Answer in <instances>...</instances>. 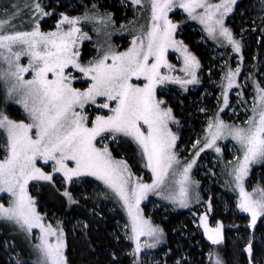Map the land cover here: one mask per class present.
I'll return each instance as SVG.
<instances>
[{"label":"snow or ice","instance_id":"6c2138e0","mask_svg":"<svg viewBox=\"0 0 264 264\" xmlns=\"http://www.w3.org/2000/svg\"><path fill=\"white\" fill-rule=\"evenodd\" d=\"M142 2L131 0L134 5ZM236 2L179 0V8L191 18L199 19L213 39L222 36L236 52H240V41L234 39L232 31L225 26V16L232 12ZM176 6V0H150L151 22L147 26L140 25V34L133 36L131 45L118 51L113 45L106 44L104 50L87 63L81 61L77 44L90 37L78 25L81 21L96 20L104 25L114 23L112 13L100 15L87 8L80 16L60 13L56 29L48 32L41 30L40 17L53 13L47 10L49 6L42 5L41 0L25 4L30 13L29 30H21L22 23H17L24 15L19 4L5 8L0 16V80L6 89L3 102L15 101L22 105L26 114V119L17 120L0 112V130L5 133L0 141L4 150L0 158V193L9 197L7 204L0 202V219L13 222L27 234L34 228L40 230L39 242L34 245L38 251L36 264L68 262L64 254V230L59 222L57 227L45 224L35 198L29 194L30 181L54 182L56 173H61L68 184L73 183L74 178L79 182V178L85 176L103 181L127 211L129 223L124 227L129 230L126 233L128 239L135 241L132 254L137 258L143 254L142 249L155 248L163 238V229L142 213L140 204L147 194L155 192L183 207L188 206L189 185L198 183L190 176L196 160L193 158L180 164L175 151L178 137L170 127L173 123L179 125V121L168 102L157 95V86L169 81L182 86L199 82L196 70L200 62L182 41L175 38L177 24L168 16ZM197 9L203 11L197 12ZM177 47L184 52L183 72L190 79L161 72L162 67L173 68L166 54L169 48ZM25 56L27 64L21 63V57ZM70 66L87 78V87L73 86L77 77L72 75ZM239 72V67L235 70L229 67L225 72L227 83L223 85V102L226 106L227 90L237 85ZM134 77L137 80L143 77V82L134 83ZM92 105L107 110V114L92 117L87 111ZM251 111L245 126L229 124L217 114L208 124L203 147L195 156L205 148L215 147L217 153L221 152L216 146L221 137H231L239 144L242 155L236 157L237 162L232 168L239 188L237 206L250 213V224L254 227L257 218L264 216V189L260 190L259 198H253L245 190L243 181L253 162L264 161V87L259 84ZM106 140L135 143L146 160L145 167L151 169V183L139 178L133 181L127 161L116 159L110 144L104 143ZM39 161H44V166H40ZM49 161L52 169L46 171ZM170 177L175 178L178 191L169 184ZM63 195L69 203H76L67 188ZM208 208L211 210V203ZM201 223L213 244L218 245L225 239L222 222L210 227L205 213ZM246 247L251 258V240ZM134 264H144V261L137 259ZM215 264H223L219 254Z\"/></svg>","mask_w":264,"mask_h":264},{"label":"rangeland","instance_id":"374dc122","mask_svg":"<svg viewBox=\"0 0 264 264\" xmlns=\"http://www.w3.org/2000/svg\"><path fill=\"white\" fill-rule=\"evenodd\" d=\"M107 1L109 4L116 2L117 9L123 14L119 19L116 12L103 8L99 0H41L42 5L49 6L47 10L53 13L49 16L40 17L41 30L44 32L54 31L56 22L60 19V13H65L69 16H80L84 14L86 8L90 12L100 15L106 12L112 13L114 23L107 25L102 24L99 20L80 22L78 26L81 27L83 32L88 34L90 39L79 41L77 49L80 51L81 61L84 63L96 57L98 52H102L104 50L103 46L106 44L113 45L118 51H124L131 45L133 36L140 34V25L147 26L150 24V0H143L140 5L132 4L131 0ZM30 2L31 0H0V16L3 15L5 8L11 9L13 5L19 4L20 10L24 15L22 21L18 19L17 23H22L21 30H29L31 27L29 22L30 13L25 4ZM208 2L219 3L220 0H208ZM176 3L177 6L168 13L169 19L177 24L175 38L178 41H182L187 46L188 51L196 56L200 62V57L182 36L186 28L195 33L197 35L195 43L202 45L208 54L206 67L201 71L200 62V67L196 70L199 82L182 86L169 81L164 85L157 86V95L168 102V106L172 107L173 114L179 121V125L175 123L170 125L178 137L175 151L181 165L185 161L195 158L196 163L190 171V176L192 181L198 183L189 185L187 207H183L173 200L166 199L164 196H158L155 192H149L147 197L141 201L140 207L144 217L163 229V238L155 248L142 249V260L144 264H176L177 261L180 264H184V261L186 264H192V259L187 257L186 251H183L182 238L185 241L184 243L190 246L189 248H198V252L204 249V245L200 244L199 246L198 243L192 242L191 235L183 225L184 220L187 219L199 234V237L206 241L205 244H207L211 254L214 247H224L230 239L237 252L242 250L244 254L248 255L249 258L246 264H251L252 262L264 264V217H258L256 225L253 227L250 224V213L243 212L237 206L240 199L239 188L236 187L232 168L237 162L236 157L242 155L239 151V144L231 137H221L216 141V146L221 148V152L217 153L215 147L205 148L199 153V156H195V153L203 147L205 136L208 132V124L217 114L225 122L241 126H245V121L252 115L251 109L256 96V86L259 84L264 87V51L260 53L258 58L256 48L259 43V37L255 34V30L264 19V0H237L236 4L233 5L232 12L225 16V26L234 34V29L238 31L239 36L236 34L234 36L240 41L244 50L245 42L256 43L249 59H246L245 54L236 52L226 38L218 36L213 39L199 19L191 18L187 12L179 8V0H176ZM242 3H244L245 7H242V10L239 11ZM93 4L97 5V7L93 8ZM201 11L203 10L197 9V12ZM233 21L234 28L231 26ZM248 22H251V26L247 25ZM65 27L68 26L65 25ZM166 56L173 68L170 70L167 67H162V73L190 79L183 72L184 52L182 48H169ZM236 56H239V58H236ZM21 63L27 64L28 58L26 56L21 57ZM229 67L233 70L239 67L240 72L236 78L237 85L227 90L228 105L226 106L223 102V92L225 90L223 85L227 83L224 80V76ZM70 70L72 75L77 77L76 80H73V86L78 88L87 87V78L82 73H79L77 69H71V66ZM25 77L30 78V75L25 74ZM133 82H143V77L139 80L134 77ZM5 92L4 82L0 80V112H4L11 119H26L22 105L13 100H9L7 103L3 102ZM87 111L92 117L96 114H107V110L98 109L96 105L88 106ZM4 137L5 133L0 130V141H3ZM197 141H200V143L197 144ZM104 143L110 144L113 156L116 159L127 161L133 173V181L139 178L145 183H151L153 179L151 169L145 167L146 160L142 158L140 150L135 143H112L110 140H106ZM3 154L4 150L0 147V158L3 157ZM39 165L44 166V161H39ZM51 169L52 162L49 161L45 170L51 171ZM254 171L256 176L251 178ZM54 176V182L30 181L28 191L35 198L37 210L44 216L45 224L57 227V222H59V226L63 228L66 259L68 242L65 225L67 224L68 229L74 235L79 236L86 232L88 224L82 219H68L66 223L55 214L50 216L41 209L42 203L58 209L64 206L67 210L77 211H84L85 208L80 206H87L90 212L104 218L109 224L117 225L119 232L115 233L116 235L112 232V236L116 240H120V237L123 238L126 243L123 244L121 249L133 263L136 258L132 254L135 241L128 239L126 233L129 230L124 227L125 224L129 223V218L122 201L119 200L113 191L96 177L85 176L79 178V182H76V178H74V182L68 184L63 180L61 173H56ZM174 180L175 178L170 177L169 184L178 191ZM202 181L205 183L204 188L202 187ZM243 183L245 190L253 198L260 197V190L264 189V161H256L251 164L249 174L244 178ZM65 188L72 192L76 203L68 202L63 195ZM167 190L166 186L165 191L167 192ZM205 195L207 200H205ZM0 196L3 197L0 202L7 204L9 197L3 193H0ZM209 203L212 205L211 210L208 208ZM211 212L215 213L214 218L211 217ZM205 213H207L210 227H215L218 221L224 225L225 239L218 245L213 244L205 234L201 223V216ZM183 214L187 215L184 216ZM173 216L185 217L178 220V223L171 227V234L175 239L173 242L174 248L169 241V238L171 239L172 237H168L163 225ZM239 216H243V218H239ZM218 217L222 218V220H218ZM238 219H240L239 225L228 226L225 224V222L237 221ZM39 235L40 230L38 228H34L32 233L27 234L13 222L0 219V253L1 251L7 253L6 260L8 264L18 262L36 264L38 251L34 245L39 242ZM227 236H230V238ZM141 239L147 238L141 237ZM250 240L253 244L251 258L246 251V246ZM256 248L258 256H254ZM175 253H178L180 257H176ZM205 257L206 261H208L210 253L206 254Z\"/></svg>","mask_w":264,"mask_h":264},{"label":"trees","instance_id":"16d2710c","mask_svg":"<svg viewBox=\"0 0 264 264\" xmlns=\"http://www.w3.org/2000/svg\"><path fill=\"white\" fill-rule=\"evenodd\" d=\"M103 8L106 10H112L117 13L118 19L123 15L120 10L117 9L116 2L109 4L107 0H99ZM242 7H245L244 3L240 5L239 11H241ZM237 20V18H235ZM235 20V21H236ZM248 26H251V22L247 23ZM231 26L234 28V21L231 23ZM183 33V38L186 42L192 46V49L196 52V54L200 57L201 62V71L204 70L206 67V59L208 57L207 51L202 45L195 43L196 34L193 33L191 30L186 28ZM234 32L237 36L238 31L234 29ZM255 34L259 37L258 44H257V54L258 58L260 53L264 51V19L262 20L260 26L255 30ZM255 42H245V50L244 54L246 59H249L250 55L253 53L255 48ZM86 51H88L86 49ZM256 176L255 171L252 174L251 178ZM202 187H205L204 181H202ZM205 200L206 195H205ZM80 205V204H79ZM85 208L84 211H77V210H67L66 207H62L61 209L55 208L49 204L42 203L41 209L46 211L48 215L55 214L60 217L63 221L67 223L68 219H82L88 224V228L86 232L82 235L76 236L74 235L69 229L67 224L66 226V234H67V242H68V251H67V260L68 264H134L132 263L129 258H127L121 249L124 242L123 238L120 237V240L114 239L112 236V232L116 235L119 231L117 229V225L109 224L106 220L93 212H90L87 206H80ZM209 211V210H208ZM210 212V211H209ZM186 216L187 214H183ZM215 213L211 212V217L214 218ZM264 217V216H263ZM185 217H171L167 223H164L165 230L168 234V237H172L171 234V227L178 223V220L184 219ZM239 218H243V216H239ZM154 219V218H153ZM218 220H222V218L218 217ZM264 219V218H263ZM225 220V219H224ZM184 227L187 228L188 233L192 237V242L204 245L203 250L201 249L198 252V248H189L184 242L183 243V251H186V255L188 258L192 259V264H215L217 259V254H219L220 259L223 261V264H246L247 259L249 258L247 254H244L242 250L237 252L234 248L235 246L232 245V241L229 239L228 243L223 247H214L212 254L205 244L206 241L199 237V234L195 231L192 227L191 223L185 219ZM240 219L237 221L232 222H225L228 226H236L239 225ZM237 228V227H234ZM229 235V232L226 230ZM116 233V234H115ZM4 237V235H3ZM230 238V236H227ZM170 245L173 246V242L175 241L174 237L171 239L169 238ZM198 246V247H199ZM200 248V247H199ZM257 248L255 249L254 256H258L256 254ZM210 253V258L206 261L205 255ZM261 254V253H260ZM7 253L1 251L0 253V264H8L6 260ZM176 257H180L178 253H175ZM142 260V256L136 257L135 260ZM262 261V259H261ZM11 264V263H10ZM13 264H28V263H13ZM184 264L186 262L184 261ZM249 264V263H248ZM255 264V263H251Z\"/></svg>","mask_w":264,"mask_h":264},{"label":"crops","instance_id":"0c3cea01","mask_svg":"<svg viewBox=\"0 0 264 264\" xmlns=\"http://www.w3.org/2000/svg\"><path fill=\"white\" fill-rule=\"evenodd\" d=\"M233 33V32H232ZM235 34L233 33V38L234 39H236V40H238L235 36H234ZM241 44V43H240ZM242 54H244V48H243V46L241 45V51H240ZM236 58H239V56H236Z\"/></svg>","mask_w":264,"mask_h":264},{"label":"bare ground","instance_id":"6f19581e","mask_svg":"<svg viewBox=\"0 0 264 264\" xmlns=\"http://www.w3.org/2000/svg\"><path fill=\"white\" fill-rule=\"evenodd\" d=\"M247 251V250H246Z\"/></svg>","mask_w":264,"mask_h":264}]
</instances>
